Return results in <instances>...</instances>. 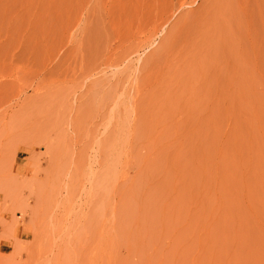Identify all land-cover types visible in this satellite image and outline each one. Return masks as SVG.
Returning a JSON list of instances; mask_svg holds the SVG:
<instances>
[{
	"label": "rangeland",
	"instance_id": "374dc122",
	"mask_svg": "<svg viewBox=\"0 0 264 264\" xmlns=\"http://www.w3.org/2000/svg\"><path fill=\"white\" fill-rule=\"evenodd\" d=\"M0 264H264V0H0Z\"/></svg>",
	"mask_w": 264,
	"mask_h": 264
}]
</instances>
